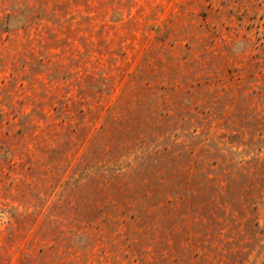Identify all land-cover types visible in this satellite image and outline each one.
I'll return each mask as SVG.
<instances>
[{"label":"rangeland","instance_id":"obj_1","mask_svg":"<svg viewBox=\"0 0 264 264\" xmlns=\"http://www.w3.org/2000/svg\"><path fill=\"white\" fill-rule=\"evenodd\" d=\"M0 264H264V0H0Z\"/></svg>","mask_w":264,"mask_h":264}]
</instances>
